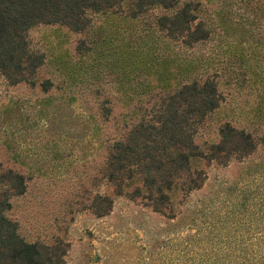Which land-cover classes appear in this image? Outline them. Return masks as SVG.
<instances>
[{
	"label": "rangeland",
	"instance_id": "rangeland-1",
	"mask_svg": "<svg viewBox=\"0 0 264 264\" xmlns=\"http://www.w3.org/2000/svg\"><path fill=\"white\" fill-rule=\"evenodd\" d=\"M82 36L57 23L33 25L27 47L42 63L14 82L0 71V171L22 174L26 186L5 211L19 234L58 264H240L241 249L251 259L241 264H264V72L219 65H227L215 78L221 101L194 142L204 150L219 142L228 122L255 147L221 164L201 162L203 185L176 189L163 215L107 180L106 155L139 119L131 116L138 100L126 104L108 71L68 78L59 62L77 60Z\"/></svg>",
	"mask_w": 264,
	"mask_h": 264
},
{
	"label": "trees",
	"instance_id": "trees-1",
	"mask_svg": "<svg viewBox=\"0 0 264 264\" xmlns=\"http://www.w3.org/2000/svg\"><path fill=\"white\" fill-rule=\"evenodd\" d=\"M38 23H57L83 35L77 60L59 62L70 80L108 71L126 104L138 100L131 116L139 119L111 144L105 159L107 180L119 192L131 188L129 195L148 199L165 215L176 189L189 192L203 185L207 174L201 162L221 164L254 149L251 135L228 122L219 129V142L205 150L193 136L220 104L215 78L227 68L219 66L222 61L256 76L264 72L259 65L264 0H0V71L12 82L42 63L26 41V31ZM143 95L148 106L140 101ZM107 114L108 108L102 109ZM25 188L22 174L0 171V264H58L26 241L5 213L11 196ZM235 256L240 264L251 260L242 249Z\"/></svg>",
	"mask_w": 264,
	"mask_h": 264
}]
</instances>
